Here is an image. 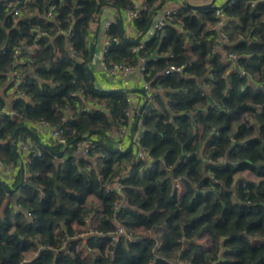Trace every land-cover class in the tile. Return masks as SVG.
Here are the masks:
<instances>
[{
	"label": "trees",
	"instance_id": "trees-1",
	"mask_svg": "<svg viewBox=\"0 0 264 264\" xmlns=\"http://www.w3.org/2000/svg\"><path fill=\"white\" fill-rule=\"evenodd\" d=\"M6 1L0 0V108L17 114H0V159L16 174L13 188L0 184V264H264V2L237 0L224 8L246 23L232 22L222 51L211 27L219 19L215 8L183 7L162 35L137 51L142 39L127 38L117 20L109 25L107 34L118 40L106 61L138 65L143 58L144 80L154 88L136 127L153 157L148 167L137 145L121 148L135 128L137 112L126 114L133 91L100 90L87 69L99 5L125 13L133 0H15L17 19ZM162 1L146 0L131 19L139 34ZM33 44L30 55L26 47ZM229 53L237 58L228 59ZM234 63L238 68L229 72ZM14 68L24 74L17 89L26 96L11 101ZM91 99L105 109L87 108ZM41 121L61 126L66 142L46 144L22 128L14 138L19 127ZM120 125L127 136H120ZM30 138L41 154L31 152L20 168L23 156L15 146ZM83 140L91 144L87 156L76 151ZM60 152L64 159L57 164ZM243 172L257 180L239 178ZM118 180L122 194L108 190ZM8 195L13 200L2 214ZM118 201L124 206L116 210ZM90 218L97 222L89 226ZM115 218L133 239L113 240ZM79 228H87V236ZM203 235L210 250L194 243ZM182 243L178 262L172 255Z\"/></svg>",
	"mask_w": 264,
	"mask_h": 264
},
{
	"label": "built area",
	"instance_id": "built-area-1",
	"mask_svg": "<svg viewBox=\"0 0 264 264\" xmlns=\"http://www.w3.org/2000/svg\"><path fill=\"white\" fill-rule=\"evenodd\" d=\"M168 1H166L167 3ZM258 2H264V0H252V4L255 5ZM165 3V5L157 11V13L155 14V19L153 22V35L155 36H160L164 33V29H165V25L170 21V20H175L176 16L182 11L183 7H178V8H174V7H170L167 6ZM237 3V0H228L223 6L220 7H215V14L216 16L219 18L218 21L215 24H212L211 27L213 29H221V35L222 37L227 41L228 40V34L227 31L225 30V26L228 24L227 22V14L224 12V8L226 7H232L233 5H235ZM4 5L7 7L8 12L10 14L13 15V17L15 19H17L20 14H21V9L20 6L18 5V2L15 0H7L6 2H4ZM147 2L146 0H133V7L132 8H128L126 9V15L131 19L136 18L138 16H140V12L142 9L146 8L147 6ZM47 16L49 17H53V12L52 10H49L47 12ZM120 18V17H119ZM114 20H109L107 19L106 21V25L107 27H109V25L113 22ZM122 21V20H121ZM178 26L181 30V32L187 36L189 35V32L186 31L184 29V25L183 23L180 21L178 22ZM123 33L124 35L128 38H134V40H136L140 34L131 26L130 28H124L123 29ZM142 34V33H141ZM118 39L116 37L111 38L108 34L104 40L103 46H102V60L101 63L104 66L105 70L107 71V73L111 76V77H122L123 79H127L129 77H131L133 74H135V72L140 69L142 72L144 70V66L143 63L142 64H138V65H131V64H127V63H108L106 61L105 58V54L106 52L109 51L110 46H111V42L117 41ZM188 40L191 42L190 38H188ZM144 43H141L139 46H136L134 48V51L139 50V48H143L144 47ZM36 47L34 44L27 46L26 50L27 52L32 55L35 50ZM16 53L18 54V50H16ZM228 59H236L237 55L234 53H229L228 55ZM141 62H144V59L142 58ZM238 67L234 68L237 69ZM172 69H176V70H181V67H174L172 66ZM231 68L229 70V72H231ZM11 75H12V80L14 82V86L12 87L14 90H11L10 93L12 92L14 94L17 93L19 96H26V94L17 89V86L22 83L24 81V74L22 73L21 69L19 68H14L11 71ZM144 89L147 91V99H153V93H154V88L151 87L149 82H144ZM133 92L129 93L127 100L129 102V106L127 107L126 110V114L130 117H133L135 112H137L138 110V103L136 101V91L134 92V90H132ZM75 94V93H74ZM86 109V108H84ZM8 112L10 115H16L17 112L15 110H4L2 108H0V114L2 112ZM44 125H50L49 122L47 121H43ZM129 129H127L125 126L120 125L119 128V134L120 136H127ZM140 135V134H139ZM138 134L135 133V137H134V145H137L139 148V152L137 154V157L139 159L145 160L146 161V166L150 167L151 166V162L153 160V157L149 154V152L145 149H143L139 143V138L141 136H139ZM130 139H132V133L130 135ZM49 138L52 139V142H56V143H65L66 142V136L64 134V130H62L61 126L58 127H53L51 130V133L49 135ZM30 143H32L29 140H24V139H19L18 141V145L19 148L22 152V160L20 162V168H22L23 165L25 164H29V162L31 161V152H34V154H41V150L37 148V144L33 142V144L30 146ZM90 147L91 144L89 141L87 140H83L82 142H80V144L78 145L77 148V153L87 156L90 154ZM60 163L63 162V159L61 156H58ZM0 164L3 165V171L6 173V177L12 182H15V174H16V169L14 167L13 164H8L5 163L4 161H2L0 159ZM30 175V173L28 171H26L24 173V179L27 178ZM178 188H181V184L178 182L177 184ZM123 188H124V184L122 183V181H116L115 184H112L108 187L109 191H114L115 189L118 190V192L120 194L123 193ZM124 206V203L122 201H118L115 204V208L116 210L121 209ZM28 215H30V213H28ZM115 223L117 225L116 230L113 233V240H117L119 237H125L128 239H133V233L132 231L127 232L125 226L117 219L115 218ZM90 233H94V231L91 229ZM80 236L84 237L87 236V232H83ZM39 251H36L35 256L39 255Z\"/></svg>",
	"mask_w": 264,
	"mask_h": 264
},
{
	"label": "crops",
	"instance_id": "crops-1",
	"mask_svg": "<svg viewBox=\"0 0 264 264\" xmlns=\"http://www.w3.org/2000/svg\"><path fill=\"white\" fill-rule=\"evenodd\" d=\"M168 1L166 3L167 6L170 7H174V8H180L182 6H184L183 1L184 0H166ZM187 2H189L190 4L193 5H207V4H211L214 3V5L216 7H220L223 6L228 0H186ZM197 11V10H195ZM120 17V18H119ZM107 19L109 20H117L119 22L118 19L122 20V30L126 27V28H130L132 26L131 20L130 18L126 15V13H121L119 12L115 7L110 6V5H104L100 11L99 14H97V19L94 23H92L91 25V35H90V43L92 45L91 50L93 49V56L92 59H89L87 65L89 66V69L91 71V75L94 76V83L96 85V87L100 90H134V92L136 91V95H135V99L139 105L138 110L140 109V107L146 103L145 107L148 105V99H147V94H144L143 92H141L140 90H137L138 88H143L144 89V74L143 72L138 69L135 74H133L131 77L127 78V79H123L122 77L116 76V77H111L107 71L105 70L104 66L101 63L102 60V46L104 43V40L107 36V25H106V21ZM155 19V11L153 13L152 16V23L150 25L149 28H147L146 31H144V35L142 37V40L144 42V44H146V42L153 36V22ZM150 20V21H151ZM235 20V21H234ZM237 22L238 24L242 25L245 24L246 22L244 20L238 19V16H235L233 14L227 15V22L228 24L225 26V30L227 31V29L232 28V26H234V24L232 22ZM218 33H219V38L218 41L220 43H218V45L216 46V48L220 51H222V45L221 43H224L226 40L222 37V33H221V29H217ZM224 57H226L224 55ZM143 62H141L140 64H142ZM238 65L237 63L232 64L231 69L233 70L234 68H236ZM12 78V77H11ZM93 79V78H92ZM11 90H14L13 88ZM147 93V91H146ZM19 95L17 93L14 92V94L11 92L10 95L8 96V98L12 101L15 98H17ZM85 106L91 110H97V109H105L104 103L102 102H98L97 100H89V102H85ZM157 106V105H156ZM107 110V109H106ZM137 110V113H138ZM144 111V110H143ZM70 111H66V114H70ZM143 113V112H142ZM136 120V118H135ZM135 122V121H134ZM34 124V123H33ZM29 127V126H28ZM54 126L50 125H44L43 121L41 122H35L34 128H30L31 132L36 133L37 136L40 137L41 141L44 143H48V142H52V139L49 138V135L51 133V130ZM130 132V131H128ZM134 132V128H132L131 133ZM118 134V129L117 127H113L110 130V135L115 137ZM136 134H140V129L138 128L136 130ZM131 138V137H130ZM30 141L32 143H30V146L33 144V140L30 138ZM131 139H129V141L123 146L121 147L122 149H126L129 144H130ZM36 142V141H35ZM34 142V143H35ZM18 151L20 150L19 147ZM60 163L59 158H57V164ZM126 172V171H125ZM245 173V172H243ZM241 173V174H243ZM239 178H246L244 176H239ZM250 179V178H247ZM251 180H256L255 177L253 176V178ZM2 182H4L6 184L7 187H14V183H12L7 177H6V173L3 171V165L0 164V184L2 185ZM3 186V185H2ZM4 187V186H3ZM13 200L12 196L8 195L6 200L4 201L3 205H2V214H4L7 206L10 204V202ZM194 243H201L200 242V237L194 240ZM180 248L175 250V252H173V259L175 261L178 262H182V258L180 255Z\"/></svg>",
	"mask_w": 264,
	"mask_h": 264
},
{
	"label": "water",
	"instance_id": "water-1",
	"mask_svg": "<svg viewBox=\"0 0 264 264\" xmlns=\"http://www.w3.org/2000/svg\"><path fill=\"white\" fill-rule=\"evenodd\" d=\"M165 3H166V0L162 1V2L157 6V8H156V10H155V14L157 13L158 10H160V9L165 5ZM183 4H184L185 7L191 8V9H193V10L210 9V8H215V7H216V6L214 5V3L207 4V5H193V4H190L189 2H187L186 0L183 1ZM224 5H226V4H224ZM110 6H112V5H110ZM102 7H103V5H99V7H98L99 12L101 11ZM118 20H119V22L122 24L121 19H118ZM151 23H152V20L150 21L148 28L150 27ZM143 35H144V32H143L142 34H140V36H139L135 41H136V42L140 41V40L142 39ZM93 49H94V48H93ZM93 49L91 50L90 59H92V56H93ZM87 69H88L89 72L91 73V71H90L88 65H87ZM91 74H92V73H91ZM91 76H92V78H93V80H94V76H93V75H91ZM137 90H140V91L143 92L144 94H147V93H146V90L143 89V88H138ZM211 102H212V103L214 102L213 99H211ZM145 105H146V103H144V104L140 107V109L138 110V113H137V116H136V121H135L134 132L132 133V139H131V141H130L129 146L125 149V151H130V150L132 149V147H133V144H134V137H135V133H136V127L138 126V124H139V122H140L141 115H142V112H143V110H144ZM21 128H22V129H26V130H28V131H31L30 127H28V126H22V127H19V128L17 129V131L15 132V134H14V138L16 137L17 132H18ZM139 136H142V133H140ZM77 139H78V138H77ZM77 139H76V140H77ZM15 151H16V153H18V148H17L16 146H15ZM62 155H63V152L58 153V156H62ZM1 183H2V185L4 186V188H6L7 190H9V188L6 186V184H5L4 182L1 181Z\"/></svg>",
	"mask_w": 264,
	"mask_h": 264
},
{
	"label": "rangeland",
	"instance_id": "rangeland-1",
	"mask_svg": "<svg viewBox=\"0 0 264 264\" xmlns=\"http://www.w3.org/2000/svg\"><path fill=\"white\" fill-rule=\"evenodd\" d=\"M238 176H244V177H246V178H250V179H252L253 178V175H251L249 172H245V173H243V174H239ZM237 176V177H238ZM255 179L257 180V178L255 177ZM88 204L92 207V208H95L97 205H98V202H97V200H95V198H93V197H91L90 199H89V201H88ZM96 219L94 218V219H89L88 220V225L89 226H91V224H93L92 222H94V223H96L97 221H95ZM79 232H86L87 231V228H79ZM81 232V233H82ZM200 244L202 245V246H204V248H206V249H208V250H210L211 248H212V244H211V241H210V239H209V237L207 236V235H203V236H201L200 237ZM184 246V243H182V244H180L179 245V248H180V255H183L184 253H183V251H182V247ZM78 251H79V253L82 255V256H87V250H85L83 247H82V245H80L79 247H78ZM36 254V252L34 253V255ZM31 256H33V254H29L28 255V258H30Z\"/></svg>",
	"mask_w": 264,
	"mask_h": 264
}]
</instances>
